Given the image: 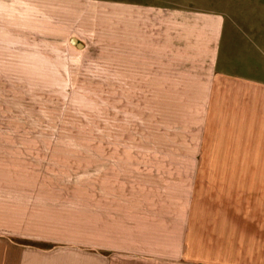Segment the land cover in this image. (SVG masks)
<instances>
[{"label": "rangeland", "instance_id": "rangeland-1", "mask_svg": "<svg viewBox=\"0 0 264 264\" xmlns=\"http://www.w3.org/2000/svg\"><path fill=\"white\" fill-rule=\"evenodd\" d=\"M168 3L190 2L0 0V264L96 242L100 159L138 91L120 70L130 46L161 45ZM217 4L242 17L253 5L264 29V0ZM233 120L205 150L203 237L211 264H264V107Z\"/></svg>", "mask_w": 264, "mask_h": 264}, {"label": "crops", "instance_id": "crops-1", "mask_svg": "<svg viewBox=\"0 0 264 264\" xmlns=\"http://www.w3.org/2000/svg\"><path fill=\"white\" fill-rule=\"evenodd\" d=\"M188 1L162 5L161 45L139 46L136 56L130 46L120 70L126 84L138 86L136 96L130 93L137 105L125 111L131 121L120 142L115 133L113 156L100 159L96 242L81 256L37 250V260L215 262L198 213L205 150L234 117L260 115L264 107V29L253 5L242 17L217 0Z\"/></svg>", "mask_w": 264, "mask_h": 264}]
</instances>
